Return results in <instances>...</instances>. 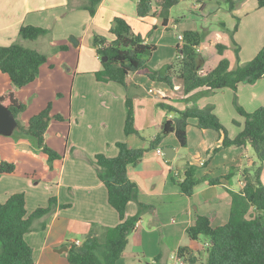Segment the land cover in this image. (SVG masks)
I'll list each match as a JSON object with an SVG mask.
<instances>
[{"label": "crops", "instance_id": "crops-1", "mask_svg": "<svg viewBox=\"0 0 264 264\" xmlns=\"http://www.w3.org/2000/svg\"><path fill=\"white\" fill-rule=\"evenodd\" d=\"M178 1L164 27L158 15L139 18L136 0H100L93 15L83 8L86 0H0V46L19 43L47 57L32 82L14 88L16 97L26 104L19 121L26 124L47 104L52 115L62 116L60 120L51 118L44 134L46 145L58 154L51 162L30 139L0 134V162L14 165L13 171L0 174V202L22 192L30 214L55 198L51 212L34 219L32 229L24 235L34 264H68L70 242L81 243L92 229L98 231L101 226L119 222L108 203L106 187L96 174L94 156H116L118 142L131 148L148 147L161 123L178 116L176 111L160 107V102L178 111L206 105L214 111L219 109L227 119L216 116L230 139L242 128L244 118L234 114L230 88L200 86L185 93L181 79L174 78L170 88L138 71L129 73L124 85L96 79L102 64L92 39L100 35L111 41L114 36L109 28L115 17L124 18L134 34L156 46L147 60L155 70L175 59L178 35L185 30L201 34L196 49L201 58L200 74L213 69L223 57L233 69L252 59L263 45L264 8H259L256 0H232L231 10L225 0ZM182 3H186L188 13L181 12ZM235 24L233 37L239 46V60L229 34ZM22 25L41 26L48 32L34 40L21 39L18 29ZM69 36L76 39L75 44ZM216 44L225 46L221 54ZM10 88L9 76L0 70V94ZM236 95L247 112L264 106V75L252 84L240 83ZM126 100L132 104L137 130L128 135L124 133ZM230 120L237 124L232 126ZM186 137V145L181 146L169 133L159 145L145 151L138 163L128 166V178L137 185L138 195L136 201L127 203L125 215H134L139 203L149 209L128 235L117 264H178L177 248L185 244L196 247L203 238L195 242L186 234L195 216L208 215L212 226L224 224L229 216L230 191L240 190L245 172L252 173L258 166L248 144L213 152L224 134L199 128L194 117L188 119ZM157 148L162 154L156 153ZM165 148H169L168 157L164 156ZM187 164L196 167L195 175L200 179L190 196L178 183ZM226 174L231 176L208 183L209 178ZM189 240L193 244H188Z\"/></svg>", "mask_w": 264, "mask_h": 264}, {"label": "trees", "instance_id": "trees-1", "mask_svg": "<svg viewBox=\"0 0 264 264\" xmlns=\"http://www.w3.org/2000/svg\"><path fill=\"white\" fill-rule=\"evenodd\" d=\"M86 1L83 8L93 15L100 0ZM225 1L231 10L234 2ZM178 2L136 0V14L139 18L158 15L162 18L161 25L165 27L170 9ZM256 3L259 8H264V0H256ZM236 29L235 24L229 34L236 59L239 60V46L233 37ZM47 32L46 28L37 25H22L18 29L20 38L26 40L37 39ZM109 32L114 36L111 41L100 35H94L92 39L95 52L102 64V68L95 73L97 80L124 85L127 75L138 71L150 80L163 82L170 88L174 86V78L181 79L185 93L200 86H206L210 90L230 88L233 92L234 108L244 117V121L240 131L230 139L212 112V106L178 111L160 102V107L174 110L178 116L161 123L159 131L149 141L148 147L131 148L123 142H118L116 156L107 157L104 154L94 156L96 174L106 187L108 203L117 212L119 222L115 226H101L98 231L92 229L81 243L70 242L66 256L68 264H117L126 247L128 235L149 209V206L139 203L134 215L129 217L125 215L127 203L136 201L138 195V187L128 178L127 168L138 163L145 151L155 148L169 133H173L179 144L185 146L186 128L190 117L196 118L199 128L212 129L224 134L220 146L214 148L213 152L231 145L248 144L258 160V166L252 173L245 172L244 185L240 190L230 191L227 221L222 225L212 226L208 215H196L194 223L186 228L188 238L198 242L200 237H203L207 241L205 264H264V178H261V168L264 165V106L247 112L238 103L236 95L240 83L252 84L264 75V43L252 59L233 69L229 68L228 60L223 57L213 69L200 74L201 58L196 49L201 34L196 30L183 31V42L176 46L175 59L157 70L147 64L156 46L145 42L140 34H134L124 18L115 17ZM224 47L222 44H216L217 52L221 54ZM46 60L47 57L42 52L19 43L0 46V70L9 76L11 83V88L0 94V103L6 106L16 119L17 125L12 134L30 139L36 149L48 155V162H51L58 154L46 145L44 134L50 119L60 120L62 116L52 115L51 105L47 104L44 109L32 115L26 124H22L18 116L26 109V104L14 93V88L24 86L36 78L40 66ZM124 133L126 135L137 133L134 126V111L129 100H126ZM13 169L12 163L0 162V174L9 173ZM195 171V166L187 164L182 179L178 182L181 191L187 196L192 195L194 186L200 182ZM230 176L231 174H226L222 178H209L208 183L216 184ZM54 203L55 198L52 197L47 206L38 207L27 214L22 192L12 193L5 201L0 202V264H34L32 248L24 239V235L32 229L34 219L51 212ZM252 211L255 214L252 215ZM176 258L183 264H197L199 250L187 244L180 245L176 250Z\"/></svg>", "mask_w": 264, "mask_h": 264}, {"label": "water", "instance_id": "water-1", "mask_svg": "<svg viewBox=\"0 0 264 264\" xmlns=\"http://www.w3.org/2000/svg\"><path fill=\"white\" fill-rule=\"evenodd\" d=\"M70 41L73 44L76 43V39L71 36ZM105 60V58H104ZM17 125L16 119L12 112L3 104L0 103V134L5 136H10ZM169 148L163 150L164 156L168 157Z\"/></svg>", "mask_w": 264, "mask_h": 264}, {"label": "rangeland", "instance_id": "rangeland-1", "mask_svg": "<svg viewBox=\"0 0 264 264\" xmlns=\"http://www.w3.org/2000/svg\"><path fill=\"white\" fill-rule=\"evenodd\" d=\"M181 9V12L182 13H188V11H186V3H182V5H180L179 7ZM177 9L175 11V13H177ZM71 36H69V40H70ZM8 39V38H6ZM12 42V40H9L8 43ZM223 104L220 103V106L223 108V111H224V106H222ZM207 106V105H206ZM226 111V110H225ZM212 112L216 115V113L218 114V116L221 118L223 117V119H227V117H224L223 114L220 112V110H216L214 111V109L212 108ZM234 114H236V116L238 117H241V118H244L243 116L239 115L235 108H234ZM235 121V120H234ZM232 120H230V122L233 124L232 126L236 125V121L234 122ZM13 135V134H11ZM15 136V135H13ZM261 178H264V165L263 167L261 168ZM255 214V212L252 211V215ZM206 240L201 238L200 241L198 242V244L196 245V248L199 250V261L197 262V264H205V261H206V253H205V247H206ZM193 244V242H191L190 240L188 241V244ZM179 264V263H178Z\"/></svg>", "mask_w": 264, "mask_h": 264}, {"label": "built area", "instance_id": "built-area-1", "mask_svg": "<svg viewBox=\"0 0 264 264\" xmlns=\"http://www.w3.org/2000/svg\"><path fill=\"white\" fill-rule=\"evenodd\" d=\"M178 41H179V44H178V45H181L182 42H183V36H182V34H179V35H178ZM156 153H157V154H162V150H161L160 148H157V149H156ZM75 243L78 244V242H75ZM179 264H183V262H182V261H179Z\"/></svg>", "mask_w": 264, "mask_h": 264}]
</instances>
